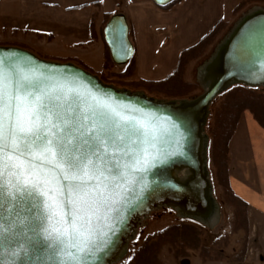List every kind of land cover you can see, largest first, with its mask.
Returning <instances> with one entry per match:
<instances>
[{
    "label": "snow or ice",
    "instance_id": "obj_1",
    "mask_svg": "<svg viewBox=\"0 0 264 264\" xmlns=\"http://www.w3.org/2000/svg\"><path fill=\"white\" fill-rule=\"evenodd\" d=\"M84 101L76 89L0 56V245L11 232L25 235L22 251L39 249L21 217L41 198L44 246L66 254L59 264H87L112 242L116 205L136 174L156 166L141 147L150 130L114 108L98 110Z\"/></svg>",
    "mask_w": 264,
    "mask_h": 264
},
{
    "label": "water",
    "instance_id": "obj_2",
    "mask_svg": "<svg viewBox=\"0 0 264 264\" xmlns=\"http://www.w3.org/2000/svg\"><path fill=\"white\" fill-rule=\"evenodd\" d=\"M150 1L163 7L173 0ZM240 21L231 28L229 39L221 54L217 52L215 57L210 59L213 64V59L216 58L213 66L215 73L221 71L219 79L209 91H203L192 100L147 99L142 93H130L105 85L94 75L73 64L45 61L27 50L0 46V56H13L19 61L21 70L43 73L63 84L65 88L79 91L85 96V104L95 106L98 110H103L101 106L107 105L122 115L139 121L150 130L149 143L141 147L147 149L150 162L156 166L150 167V170L142 174H136L137 182L128 185L131 190L124 194L122 203L116 205L120 213L113 214L118 229L116 235L111 236L112 242L108 248L89 258L87 264H115L118 261L119 248L129 239L133 220L137 216H146L151 212V207L169 198L192 211L202 214L208 212V202L204 197L208 190H205L207 184L201 174L199 136L203 132L209 106L221 95V90L227 83L228 88H264V13L259 12ZM103 37L111 62L119 68L127 66L133 58L134 49L129 38V26L123 14L117 13L108 19L103 29ZM152 157L156 159L151 160ZM161 160L166 163L161 164ZM175 167H189L195 170L199 180L192 188L185 189L167 178L168 171ZM199 193L203 197H200ZM45 214L42 198L34 211L24 209L21 219L28 221L24 232L38 241L39 249L35 253L22 251L27 248L25 235L10 232L3 245H0V260L4 264H59L61 259H66L64 252L54 253L52 249L44 246L47 243L43 239L46 235L44 229L48 224L44 222L41 225L39 218ZM119 216L124 217L122 223L119 222ZM31 229H37L38 232ZM68 251L75 252L74 249Z\"/></svg>",
    "mask_w": 264,
    "mask_h": 264
},
{
    "label": "crops",
    "instance_id": "obj_3",
    "mask_svg": "<svg viewBox=\"0 0 264 264\" xmlns=\"http://www.w3.org/2000/svg\"><path fill=\"white\" fill-rule=\"evenodd\" d=\"M96 1L0 0V35L6 33L10 37H22L32 30H38L72 40L71 43L79 46L75 58L80 63L74 65L83 68L88 66L85 61L89 60L85 59L83 49H98L99 37L92 39L88 34V14L81 19L72 12L68 15L71 21H65V12L66 8ZM239 1L236 0L230 8H235ZM2 2L6 4L4 7ZM224 5L225 0H177L166 7L156 6L150 0H119L104 14L111 17L121 13L125 16L134 49L136 77L158 81L174 70L182 50L194 45L223 19ZM35 16L40 19L36 23ZM13 42L9 46L33 52L24 39H14ZM236 163L238 167L249 165V171L245 174L248 179L246 183L231 181L233 192L248 205L249 251H246V257L233 263L208 261L202 264H264V172L258 166L253 167L249 161ZM241 177L246 179L240 174Z\"/></svg>",
    "mask_w": 264,
    "mask_h": 264
},
{
    "label": "rangeland",
    "instance_id": "obj_4",
    "mask_svg": "<svg viewBox=\"0 0 264 264\" xmlns=\"http://www.w3.org/2000/svg\"><path fill=\"white\" fill-rule=\"evenodd\" d=\"M68 1L70 0H65V3H67ZM115 1L117 2L119 0H97L96 2L81 4L79 6L75 5V7H69V9L66 8L65 21H71V18L68 15L72 12L75 13V15L79 16L81 19L84 18V14H88V34H90V25L92 21H94V29L90 36L93 37L92 39H96L99 37V42L96 46L98 49H95V47L92 48V50L83 49V53L86 54L85 59L88 58L89 60L85 61L88 66H84L82 69L94 75L105 85L112 86L117 90H126L130 93H142L147 99L157 101L183 99L192 100L199 96L202 93V89L200 88L197 80V73L199 68L211 59L218 44L226 37L227 33L231 30L233 25L237 22V20L243 13L247 12L254 6L264 7V4L262 3H249L240 12L234 14V8L230 7L236 0H225L223 20L228 23L229 28L222 36H219L217 38V40L210 46L208 52L202 58L196 61H192L188 64L184 74L183 79L186 82L196 84L197 87L194 91L189 93L184 98H166L159 94L149 95L143 89L139 88L136 84V81L139 78L136 77L134 73L129 78H122L120 74L124 72V69L116 67L111 61H109V63L106 64V68H104L105 55H102V52L105 53V44H103L102 30L104 29V26L108 21L107 18L104 17V12L111 10ZM241 1L242 0H240L239 2ZM5 5L6 4L2 2V7H4ZM38 20L40 19L35 16L34 23H36L35 21ZM21 38L26 41L28 47L33 51L31 53L36 55L39 59L50 62L70 63L73 65L75 63V65H77V63H80L75 58L77 56V53L79 52V46L70 42L72 41L70 40L72 38H69L70 41H68L67 39H63L58 36L47 34L46 32L38 30H32L25 35H22V37L15 35L10 37L8 36V34L3 33L2 35H0V46H9L10 43H14V39ZM252 89L260 93H264V88ZM225 93L217 96L216 99L210 104L208 109V116L202 133H204L208 138L209 148L211 145L210 131L212 129L211 126L213 108L218 105L220 99ZM263 130L256 125V122L253 120L252 115L248 111H245L243 113L229 146V185L231 189L232 179L236 183H246L248 181V179L245 177V174L249 171V165L245 164L244 166L238 167V164L236 162L249 161L251 162V165L253 167L258 166L263 169L264 172ZM252 131L255 132L253 133ZM255 134H257L258 136ZM207 169L209 172V180L212 187V195L218 204V224L215 227L209 229L194 220L178 218L174 213V210H172L171 208H158L155 211L150 212V215H146L148 217L147 220L144 221L143 226L138 229L136 235L129 241L128 249L124 258L116 264H125L133 255V252L146 240H153L154 236L160 231L181 223L194 225L200 232L201 245L205 247L210 254L214 255V253H217L218 255H220L221 259L219 261H223L225 263H233L242 260L243 257H246L244 255L246 254L247 250L249 251V249H247V238L249 231H244L242 227L237 224L238 222H235V219L233 217L234 209L229 203V199L226 198L224 194L226 186L224 185V182H221L216 177L215 167L210 161V156L208 157ZM240 174L242 176L244 175L246 179H243V177L240 178ZM159 259L164 264H202L201 258L198 255V251L189 250L186 256L175 259L167 245L161 249Z\"/></svg>",
    "mask_w": 264,
    "mask_h": 264
},
{
    "label": "trees",
    "instance_id": "obj_5",
    "mask_svg": "<svg viewBox=\"0 0 264 264\" xmlns=\"http://www.w3.org/2000/svg\"><path fill=\"white\" fill-rule=\"evenodd\" d=\"M177 0H174V3ZM170 3V4H172ZM249 3H262L264 0H242L234 9V14L240 12ZM167 4L163 7H166ZM107 20L110 14H105ZM92 21L90 25V35L93 32ZM228 23L220 19L213 28L199 39L194 45L182 50L177 58L174 70L165 78L158 81L138 79L136 84L147 94H159L166 98L186 97L195 90L196 84L186 82L184 78L185 71L190 62L199 60L209 50L210 46L222 36L228 29ZM103 31V30H102ZM104 41V37H103ZM105 44V42H104ZM105 62L109 63V52L105 44ZM124 72L120 74L122 78H129L135 74L134 59L127 64ZM245 111H248L256 124L264 129V93H260L252 88L244 86L233 87L228 90L220 99L217 106L213 108L212 129L210 131L211 145L208 157L215 167V175L221 182H224L226 190L224 194L229 199L233 207V217L235 222L246 232L249 231L247 203L238 197L229 185V146L232 137L236 131L237 125ZM219 181V182H220ZM168 246L175 259L186 256L188 251H198L202 263L207 261H219L220 255L210 254L209 251L201 245L200 232L191 224H177L157 233L153 240H146L138 247L131 258L125 264H164L159 259V254L164 246Z\"/></svg>",
    "mask_w": 264,
    "mask_h": 264
},
{
    "label": "bare ground",
    "instance_id": "obj_6",
    "mask_svg": "<svg viewBox=\"0 0 264 264\" xmlns=\"http://www.w3.org/2000/svg\"><path fill=\"white\" fill-rule=\"evenodd\" d=\"M259 12L264 13V7L254 6L251 9H249L247 12L243 13V15L240 16L239 19L241 21H243V20L253 16L256 13H259ZM240 20H238V21H240ZM230 32H231V30L227 33L225 40L224 39H223L224 41L222 40L223 43L221 41L218 44L217 50L215 51V53L218 52L219 54H221V52H222L221 50L223 49V46H225L226 41L229 39L230 35H228V34ZM215 53L212 55V57H215V55H216ZM213 60L215 62L216 58H214ZM214 62H213V64H211L210 60H208L198 70L197 80H198V84H199L200 88L202 89V92L203 91H209L212 88V86L215 84V82H217V80L220 77L221 71H219L218 73L214 72V70H215V68L213 66ZM232 79H234V78H232ZM228 86H229V84L227 83V85L221 90L222 91L221 94L225 93L226 91H228L230 89V88H228ZM199 140H200V142H199V153H200V157H201L200 160L202 162L201 174L204 176V178L206 180L207 189H205V190H208V191H206V194L204 195V197L207 199L208 206H209L208 212H206L205 214H202L201 212H196L195 210L192 211L189 208H187L186 206L184 207L182 205H179L175 200H172L170 198H169V200L163 201V202H161V204H159L155 207H151V212L155 211L158 208H160V209L171 208L172 210H174V213L177 215L178 218L194 220L198 223H201L203 226L211 229V228L215 227L219 222L218 204L212 195L213 194L212 193V187H211V183L209 180V172L207 169V166H208V150H209L208 138L204 133H201L199 136ZM167 176H168L167 178L171 179L176 184L184 187L185 189L192 188V186H194L195 182L199 180V177H197L198 176L197 172L195 170H192L189 167H175V168L168 171ZM200 197H203V195L200 194ZM184 198H187V196H184ZM147 218H148L147 216L142 215V216H137L133 220L131 232L128 236L129 239L126 242H124V244L119 248V250L117 252L118 261H116V263H118L119 261H121L124 258L125 254L127 252V249H128L129 241L136 235V233L138 232V229L143 226L144 221H146Z\"/></svg>",
    "mask_w": 264,
    "mask_h": 264
}]
</instances>
